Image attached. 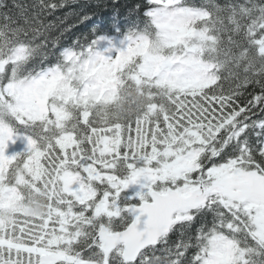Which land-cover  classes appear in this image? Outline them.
<instances>
[{"label": "snow or ice", "instance_id": "1", "mask_svg": "<svg viewBox=\"0 0 264 264\" xmlns=\"http://www.w3.org/2000/svg\"><path fill=\"white\" fill-rule=\"evenodd\" d=\"M0 264H264V0H0Z\"/></svg>", "mask_w": 264, "mask_h": 264}]
</instances>
